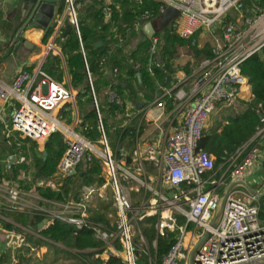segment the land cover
<instances>
[{
  "label": "built area",
  "instance_id": "built-area-1",
  "mask_svg": "<svg viewBox=\"0 0 264 264\" xmlns=\"http://www.w3.org/2000/svg\"><path fill=\"white\" fill-rule=\"evenodd\" d=\"M67 1L68 15L78 28L74 0ZM156 1L160 2L156 10L158 15L154 16L153 10H144L133 24L134 32L141 34L145 24L149 26L153 20L158 22L172 6L179 14L166 28L185 39L198 32L209 34L212 55L204 57L191 75L181 70L178 80L169 87L158 83L159 93L153 104L164 110L167 98L173 99L171 126L176 121L179 126L172 131L161 128V135L156 140L138 137L131 155L112 149L91 76L101 130L96 143L58 117L57 111L63 105L76 107V91L70 83L58 81L45 71L43 62L34 71L21 69L11 83L0 81V101L14 106L11 124L5 131V143L13 152L11 157H15L11 162L10 158L5 159L0 154V235L15 252L25 248L30 256H40L47 247L43 243L47 238L40 230L61 220L77 230L90 229L103 243L92 250L91 258L106 261L116 256L123 264H138L141 246L135 239L137 232L132 223L139 225L143 218L155 216L159 236L169 231L176 234L175 242L161 261L150 256V264H189L192 251L206 232L209 235L196 252L193 264H264V218L259 216L257 196L235 187L226 197L219 221L212 226L224 194L218 188L227 187L231 182L246 181L251 169L262 163L264 124L257 127L254 136L220 166L205 148L204 134L217 103L237 109L245 94L254 98L249 78L242 72V63L264 49V0ZM137 2L143 4L144 0ZM110 15L108 11L106 16ZM63 26L56 29L46 43V55L55 54L65 61V54L56 43ZM155 30H162L160 22ZM156 31L148 35L147 67L153 76L157 68L164 66L159 58ZM115 32L120 46L125 37ZM184 55L181 50V56ZM108 101L125 107L126 119L121 126L131 125L138 115L135 105L114 89L108 91ZM57 131L64 135L66 148L56 176L37 179L30 189H24L19 182L32 179L34 164V156L28 153L27 145L36 142L42 151ZM87 152L102 162L105 181L101 186H84L80 199L71 197L56 201L40 195L38 186L59 189L63 178L76 173ZM258 182L264 187V180ZM108 188L112 190L115 209L114 213H107L109 224L98 216V201L106 199ZM254 200L258 201L256 205H252ZM28 214L44 217L38 229L30 220L23 222ZM139 234L140 241L149 250L150 245L140 227ZM153 246L157 247V239Z\"/></svg>",
  "mask_w": 264,
  "mask_h": 264
},
{
  "label": "trees",
  "instance_id": "trees-1",
  "mask_svg": "<svg viewBox=\"0 0 264 264\" xmlns=\"http://www.w3.org/2000/svg\"><path fill=\"white\" fill-rule=\"evenodd\" d=\"M58 1V13L62 14L68 6V1ZM159 5L160 2L156 0H144L143 4H138L137 0H74L78 28L67 15L62 32L56 38V43L60 45L67 57L70 82L76 91L77 105L82 119L81 126L88 124L84 129V136L94 143L99 140L101 130L90 76L109 142L120 138L122 143L125 142L129 148H132L136 144L137 136L144 132L146 125L142 121L140 124L132 123L123 128L121 125L125 119V107L109 102L108 91L116 90L121 97L130 100L135 108L140 110L141 107H138V104L146 107L155 101L159 93L158 83L169 87L172 82L178 80V70L174 63L181 56L182 48L191 56V59L183 65L187 74L192 73L204 57L212 55L210 44L199 47L196 42L194 43V39H197L196 35L185 39L172 32L170 28L158 30L155 35L159 38V58L164 66L156 69L155 76L151 75L147 67L150 38L145 33L134 32L133 24L144 10H153L154 16H157L156 10ZM108 11L111 14L109 19L106 17ZM31 21L32 19H29L22 23V32L29 28ZM155 22L157 23V20ZM68 26H71V29L65 35ZM53 29V26L47 28L43 41L50 37ZM115 30L125 37L120 46L117 44ZM139 35L142 36L139 37ZM139 38L141 40L136 44ZM43 68L56 80H63L64 72L57 55L49 54ZM242 72L249 78L254 98L248 102H242L239 112L233 107L226 106L223 109L226 114L222 118L217 116L213 124L204 132L205 148L215 156L217 166L252 138L257 127L264 124V49L242 63ZM138 73L141 74V81ZM166 109L169 112L174 109L173 99L167 98ZM63 113L62 110L61 114ZM67 119L71 121V113ZM31 143L27 151L34 156L32 179L25 183L19 182L24 189H30L37 179L52 178L66 148L64 135L60 131L50 136L43 151H39L36 142L31 141ZM130 159L131 156H129ZM104 181L101 160L94 155L90 156L87 152L77 166L76 173L63 178L59 189L38 186L37 190L41 196L51 200L65 201L71 197L80 199L84 186H101ZM112 203V190L108 188L106 199L99 202L98 214L99 218L108 224L110 220L106 216L109 209L113 207ZM259 210V216L263 219L264 196L259 198ZM43 219L41 215L28 214L24 221L30 220L34 228L38 229ZM156 222L155 216L145 217L139 222V227L150 248L148 251L138 250V264H150V256L157 257L160 262L175 242L176 232L169 231L159 236ZM40 234L53 242L48 252L42 259L35 260L25 248H22L17 254L18 264H123L116 256L104 261L100 258L93 259L92 253L84 252L87 249L99 248L103 244L88 228L77 230L73 225L55 220L49 227L40 230ZM136 239H138L137 236ZM155 239H157L156 248L153 246ZM32 241L36 243V240ZM7 259L6 254L0 255V264H5Z\"/></svg>",
  "mask_w": 264,
  "mask_h": 264
},
{
  "label": "crops",
  "instance_id": "crops-1",
  "mask_svg": "<svg viewBox=\"0 0 264 264\" xmlns=\"http://www.w3.org/2000/svg\"><path fill=\"white\" fill-rule=\"evenodd\" d=\"M26 8H27V4L22 0H5L4 2H0V81L5 83H11L14 80L17 73L23 68L24 69L27 68L31 71H34L36 66H38L41 62H43L44 64L47 58L46 43L54 35L56 29H58L62 24L63 25L65 24V20L68 15V6H67L64 13L57 14V16L55 17V19L51 24V26H53L54 28L52 34L48 39L43 41V37L45 36L47 29L42 25H36L32 28L29 27L24 32L20 30L21 29L20 23L21 20L23 19L24 11ZM106 17L108 19L110 18L108 16ZM157 23L155 22V20H153L151 25L146 26L145 24L142 28L141 34L145 33L147 35H150V30L148 29V27L154 29ZM16 26L18 27L20 26L18 29L19 32L18 33L16 32L17 36L25 37L27 40H29L31 43L34 44L33 48L26 47L23 43L17 45L18 41L10 42L12 31ZM195 35L197 36V39L196 40L194 39V43L196 42L199 47H203L206 45L205 43L203 44L202 42L203 39H207L208 41H211V36L209 34L198 32ZM181 50L185 53L184 48H182ZM184 59H186L187 61L188 59H191V56L185 53L184 56L178 57L174 63L175 68L177 67L178 62ZM60 60L64 72L62 81H66L71 84L70 82L71 75L69 73L66 55H65V61H63L62 58H60ZM178 70L179 71L177 72V76L179 75V72L181 70L185 72L183 66H180ZM185 74L191 75L192 73L187 74L185 72ZM187 87H189V84L187 85ZM250 100H252L251 96L249 94H245V96L239 102L237 109L234 108V110L239 112L240 104L244 101L248 102ZM138 107H141V109L137 111L138 115L132 121V123L140 124L142 121H144L146 127L144 129V132L139 134L137 138L140 137L142 140H156L161 135L160 132L161 128L172 131L174 128L179 126V121L174 122L171 126V121H170L171 111L170 112L167 111L166 108L163 110L158 105L153 104V102L146 107H142L141 104H138ZM225 107L226 105H224L223 103L216 104V107L213 110L205 129L209 128L213 124V121L217 116L222 118V116L226 114V112L223 111ZM62 110L64 111L63 114H61ZM13 111H14L13 105H11L10 103H4L0 101V154L5 159L11 158V155L13 154L12 150L5 143V133H6L5 131L11 124V117ZM70 113L72 114V119L71 121H68L67 117ZM57 115L66 125L73 127L76 132L84 135V130L82 129L81 126L82 119L79 113L77 102H76V107H73L70 104L63 105L58 109ZM123 145L129 154L132 153V151L136 147V144H134L132 148H129L127 146V143L125 142H123ZM42 149L44 150V148ZM257 165H259V163ZM248 176L249 174L247 175V177ZM247 177H246V181H248ZM256 185L257 188L255 189H258L260 191L264 190V187H261L260 182H257ZM43 243H45L47 246L46 250L43 251L40 256L38 257L31 256V258L35 260L42 259L45 256V254L48 252L50 244H52L53 242L49 239H46L45 242ZM92 250L93 249H87L84 252L92 253ZM18 253L19 252H15L14 250H12V248L7 245L5 241V237L3 235H0V255L6 254L8 258L5 264H18V258H17Z\"/></svg>",
  "mask_w": 264,
  "mask_h": 264
},
{
  "label": "water",
  "instance_id": "water-1",
  "mask_svg": "<svg viewBox=\"0 0 264 264\" xmlns=\"http://www.w3.org/2000/svg\"><path fill=\"white\" fill-rule=\"evenodd\" d=\"M22 1L27 4V8L24 11L23 19L21 20L20 26L22 25L23 22H27L29 19H32V21L29 24L30 28L36 25H42L47 29L51 26L53 20L55 19L59 11V1L58 0H22ZM178 14H179L178 9L172 6H169L167 9V12L163 16L158 18L161 28L162 29L166 28L169 25L170 21ZM19 27L18 26L14 27L11 37H10V42L18 41L17 45H20L21 43H23L26 47L33 48L34 46L33 43H31L29 40H27L23 36L22 37L17 36V33L19 32L18 31ZM70 29H71V26H68L67 30L65 31V35L67 34V31H69ZM148 29L150 30V34H153V32L156 31L155 28L151 29V27H148ZM165 66H167V64H165ZM138 77H139V80L141 81L142 77L140 73H138ZM44 153L46 154V151ZM10 160L11 162L15 161V157L12 156ZM262 166L264 168V159L262 161ZM237 186L243 187L248 193L257 196L258 198H261L262 196H264V190L259 192L253 186H251L248 182L243 181V180L231 182L227 187L220 186L218 188V191L219 192L224 191V194L220 199L219 209L212 222L213 227L216 226L217 222L219 221L223 213L224 203H225L227 195L232 189H234ZM257 203L258 201L254 200L252 202V205H256ZM208 235H209V232H206L204 236L201 238V240L199 241V243L196 245L194 250L192 251L190 255V259H189V264L194 263L195 254L200 248V245L206 240Z\"/></svg>",
  "mask_w": 264,
  "mask_h": 264
},
{
  "label": "rangeland",
  "instance_id": "rangeland-1",
  "mask_svg": "<svg viewBox=\"0 0 264 264\" xmlns=\"http://www.w3.org/2000/svg\"><path fill=\"white\" fill-rule=\"evenodd\" d=\"M69 6V5H68ZM142 35H139V37H141ZM141 40V38L137 39L136 40V44ZM203 44H210L211 46V41H208L207 39H203L202 40ZM186 62V59L178 62V65H177V70L178 68H180V66H183ZM179 71V70H178ZM112 149L114 151L118 150L120 153H126V149L123 145V143L119 140V139H115L113 142L110 143ZM27 147H31V144L30 145H27ZM44 148V147H43ZM43 150V149H42ZM56 176V175H55ZM54 176V177H55ZM248 179V182H250L252 184V186L254 188H257V185L256 183L260 180H264V168L262 166V163L259 164V165H256V167H254L253 169H251L250 173H249V176L247 177ZM237 189H241V190H244L243 187L241 186H237ZM246 191V190H245ZM247 192V191H246ZM100 202V201H98ZM109 212H115V209L112 207L109 209ZM132 226H133V230H135L137 233L135 235V239H136V236L138 237V242H139V245L141 246V248H139L140 251H148V249L145 247L146 245L143 244L141 241H140V237H139V225L136 223V222H133L132 223Z\"/></svg>",
  "mask_w": 264,
  "mask_h": 264
}]
</instances>
